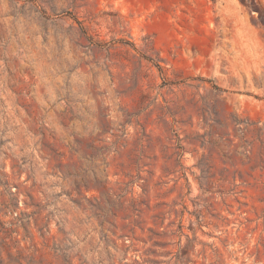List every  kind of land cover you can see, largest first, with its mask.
I'll use <instances>...</instances> for the list:
<instances>
[{
  "label": "rangeland",
  "instance_id": "rangeland-1",
  "mask_svg": "<svg viewBox=\"0 0 264 264\" xmlns=\"http://www.w3.org/2000/svg\"><path fill=\"white\" fill-rule=\"evenodd\" d=\"M0 264H264V0H0Z\"/></svg>",
  "mask_w": 264,
  "mask_h": 264
}]
</instances>
